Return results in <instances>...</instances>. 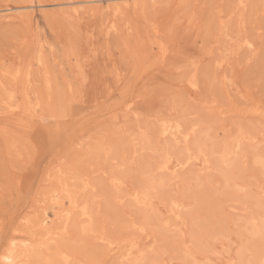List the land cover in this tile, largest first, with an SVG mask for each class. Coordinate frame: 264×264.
Listing matches in <instances>:
<instances>
[{"label": "rangeland", "instance_id": "obj_1", "mask_svg": "<svg viewBox=\"0 0 264 264\" xmlns=\"http://www.w3.org/2000/svg\"><path fill=\"white\" fill-rule=\"evenodd\" d=\"M73 1L0 0V264L264 263V0Z\"/></svg>", "mask_w": 264, "mask_h": 264}, {"label": "bare ground", "instance_id": "obj_2", "mask_svg": "<svg viewBox=\"0 0 264 264\" xmlns=\"http://www.w3.org/2000/svg\"><path fill=\"white\" fill-rule=\"evenodd\" d=\"M116 1H118V0H116ZM121 1H126V4L125 5H122V9L123 8H125V7H127L129 4H127L130 0H121ZM134 2V4H135V6H139V2L137 1V0H133ZM143 1V0H142ZM160 1V0H159ZM180 1V0H179ZM243 0H240V4H241V2H242ZM245 1H247V0H244V3H242V4H245ZM250 1V0H249ZM94 2H96L95 0H75V1H73V2H69V3H67V5L69 6H75V5H86L87 4V8L88 7H90V8H92L91 6H90V4H92V3H94ZM99 2V1H98ZM147 2H153V4H156V3H158V0H147L146 2H144V4L145 3H147ZM161 2V1H160ZM159 2V3H160ZM97 3V2H96ZM121 3V2H120ZM125 3V2H124ZM158 3V4H159ZM236 3H237V1H236ZM151 4V3H150ZM152 4V5H153ZM248 4V3H247ZM161 5V4H160ZM236 5V4H235ZM141 6H143V5H141ZM140 6V7H141ZM121 5L120 4H118V5H116L115 7H113L114 8V10H120L121 8ZM129 7V6H128ZM237 7H238V5H237ZM242 7H243V5H242ZM31 8H34L33 7V5H31V4H27V5H23V6H17V7H13V6H7L6 8H4V9H2L1 10V14H0V19H2V20H7V19H10V18H12V17H16V16H21V15H23L24 14V12H23V10H28V9H31ZM70 8V7H69ZM239 8H241L240 6H239ZM75 9H77V6L75 7ZM233 9V8H232ZM15 11H17L16 13H14ZM238 11H239V9H238ZM27 12V11H26ZM119 12V11H118ZM34 13V12H33ZM106 13V12H105ZM233 13V12H232ZM31 14V13H30ZM229 15V14H228ZM240 37V36H239ZM239 37H237L238 39H239ZM242 37H243V35H242ZM246 38V37H245ZM237 39V40H238ZM246 39H248V38H246ZM236 40V39H235ZM249 40V39H248ZM248 40H245V42L244 43H246V46L247 45H249L250 46V48L252 47V42L251 41H248ZM159 42V41H158ZM238 42V41H237ZM241 42V41H240ZM239 44V43H238ZM162 48H163V51L161 50V52L163 53L164 52V47L162 46ZM168 48V47H167ZM164 54V53H163ZM36 60H37V62H38V65L40 66L41 65V67H42V65L44 66L45 65V62H44V59H43V56L42 55H38L37 56V58H36ZM71 61H73V60H71ZM223 65V64H222ZM220 67H221V65H220ZM219 69V68H218ZM19 71V70H18ZM22 71V70H21ZM20 71L19 72H17V74L18 75H20ZM23 74H24V76H25V79L26 80H30V78H28L29 77V75H30V72L29 71H24L23 72ZM45 79H46V83L47 84H49L48 86H50V79H49V76H48V73H45ZM190 80V79H189ZM195 85V84H194ZM68 88L71 90L72 89V84L71 83H68ZM49 89H50V87H49ZM33 96V95H32ZM237 100V99H236ZM242 101V100H241ZM244 101V100H243ZM239 102V101H238ZM245 102V101H244ZM247 102V101H246ZM11 103V102H10ZM16 103V102H15ZM227 103V102H226ZM233 103H235V102H233ZM228 104V103H227ZM230 104H231V100H230ZM244 104V103H243ZM226 105V104H225ZM242 105V104H241ZM246 105V104H245ZM17 106V105H16ZM19 106V105H18ZM229 106V105H228ZM235 106V105H234ZM8 107H9V105H8ZM238 108V107H237ZM232 109V108H231ZM13 110H16V109H12V110H10V111H12V113H13ZM225 110V109H224ZM235 110V109H234ZM247 112H249V111H247ZM262 113V112H261ZM223 114V113H222ZM167 123V122H166ZM170 128H174L173 129V131H172V134H174V135H176V133H179L180 132V130H179V127L177 126V127H170ZM168 126L167 125H163L162 126V129H161V134H165L167 131H168ZM84 133V132H83ZM168 135V134H167ZM179 135V134H178ZM184 142V141H183ZM186 143V142H185ZM227 144V143H226ZM227 145H229V144H227ZM227 145H225V149H223V152H222V155H220V157H221V159H222V161L223 162H228L229 161V156L232 154V153H234L235 151H236V149L235 148H238V146H239V144H232L231 146H229V147H226ZM260 160V159H259ZM170 162H171V160L169 161V158L168 157H165L159 164H160V166H159V168H164V167H169L168 166V163L170 164ZM179 165H183V164H181V163H175L174 165H172V168L176 171L177 169V167L179 166ZM174 171V172H175ZM231 170H229V172L227 171V173H225L226 174V176L227 175H230L231 174ZM123 173V172H122ZM111 177V176H110ZM82 180H83V178H82ZM88 180V179H87ZM108 180H109V178H108ZM124 180V179H123ZM87 182V181H86ZM110 182H111V184L113 185V186H115L116 188H122V185H123V181L121 180V178L120 177H116V176H113L112 175V178L110 179ZM83 183V182H82ZM236 183V182H235ZM85 183H83V185H84ZM86 184H88V183H86ZM156 184V183H155ZM159 184V183H158ZM89 186H90V184H89ZM155 186H157V185H155ZM83 187V186H82ZM91 187H94V186H91ZM124 187V186H123ZM144 187V186H143ZM84 188H86V186L84 187ZM150 188H151V186H150ZM88 189H89V187H88ZM139 189V188H138ZM143 189V188H142ZM90 190V189H89ZM92 190V189H91ZM90 190V191H91ZM118 190V189H117ZM120 190V189H119ZM140 193L141 192H139L138 190H134V191H132V193H130L131 195H133L134 196V199L136 200V201H139L140 200ZM204 193V192H203ZM76 194H77V192H76ZM146 194V193H145ZM71 195V194H70ZM148 195V194H147ZM132 196V197H133ZM145 197V196H144ZM253 197V196H252ZM119 198V197H118ZM85 199V198H84ZM122 199H123V197H122ZM121 199V200H122ZM149 199V198H148ZM253 199V198H252ZM69 202H70V207L69 208H71V209H75V208H77L78 206H81V208H80V211L79 210H77V211H79V213H80V215L82 214L83 216L84 215H89L90 214V204L87 202V201H83L82 203H79L78 202V200H77V197H76V195H75V192H73L72 193V195L69 197ZM172 203H173V206H172V209L174 210V209H176L177 210V208L178 207H180V204H179V202L177 203V201H172L171 202V205H172ZM60 205V204H59ZM260 206H262V204L260 205ZM259 206V207H260ZM177 207V208H176ZM68 208V209H69ZM71 212H72V210H71ZM78 213V212H77ZM263 213V212H262ZM68 214V213H67ZM70 214V213H69ZM178 216H179V213L177 212L176 213ZM79 215V214H78ZM81 215V216H82ZM264 216V215H263ZM83 218V217H82ZM84 219V218H83ZM253 219V218H252ZM250 219H248V221H249ZM260 220H262V219H260ZM251 221V220H250ZM263 221V220H262ZM67 222V221H66ZM252 222H254V220H252L251 222H247V223H251L252 225L250 226V229H249V231L251 232V234L253 235L252 237H253V239L254 238H256L257 240L259 239V236L263 233V231H264V224H262L261 223V225H263L262 227H261V225H260V227L258 226V225H256V223H252ZM256 222V221H255ZM45 224V223H44ZM248 228V227H247ZM85 229V228H84ZM51 231V230H50ZM251 234H250V236H251ZM53 237V236H52ZM261 237V236H260ZM51 238V237H50ZM133 238V237H132ZM131 239V238H130ZM260 241V240H259ZM16 243V242H15ZM152 243H153V241H152ZM28 244V243H27ZM150 244V243H149ZM148 244V245H149ZM38 245V244H37ZM154 245H156V244H154ZM24 246L26 247V245L24 244ZM256 246V245H255ZM140 244H136V243H130L129 244V247L127 248V249H125L121 254H120V256H130L133 252H134V250L135 249H138V251H139V249H140ZM145 247H147V246H145ZM151 247V246H150ZM112 248V247H111ZM144 248V247H143ZM25 250V249H24ZM242 250V249H241ZM240 250V252L241 253H239V261H237V263L238 264H253V263H255L256 264V262H253V263H251V260H247V261H244V257L246 256H244V254H243V251H241ZM27 251V250H26ZM142 251H143V249H142ZM246 251V250H245ZM22 253H24L23 251L21 252V254ZM144 253V252H143ZM139 254V253H138ZM20 255V253H18L17 251H15V246L14 245H12V243L10 244V249L9 250H7V251H4L3 253H2V255H1V257H2V259H1V262L3 263V264H20V258L18 257ZM26 255V254H25ZM70 255V254H69ZM69 255L68 254H66L64 251H60V255H59V259H60V261L61 262H63V264H69ZM244 256V257H243ZM132 257H134V255L132 256ZM142 257V256H141ZM135 258H136V255H135ZM138 258V257H137ZM136 258V259H137ZM248 258V257H247ZM228 260H230V259H228ZM234 260V259H233ZM256 260V259H255ZM22 261V260H21ZM25 262H27V261H24V263ZM133 262V261H132ZM229 262V261H228ZM23 263V262H22ZM23 263V264H24ZM235 261H231L230 260V262L229 263H227V264H237ZM259 264H264V263H262V262H258ZM257 263V264H258ZM26 264V263H25Z\"/></svg>", "mask_w": 264, "mask_h": 264}]
</instances>
